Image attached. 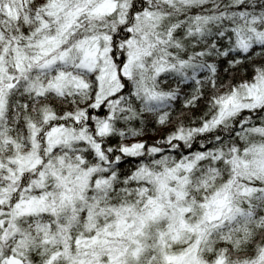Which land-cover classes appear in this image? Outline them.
I'll list each match as a JSON object with an SVG mask.
<instances>
[{
  "label": "snow or ice",
  "instance_id": "snow-or-ice-1",
  "mask_svg": "<svg viewBox=\"0 0 264 264\" xmlns=\"http://www.w3.org/2000/svg\"><path fill=\"white\" fill-rule=\"evenodd\" d=\"M0 264H264V0H0Z\"/></svg>",
  "mask_w": 264,
  "mask_h": 264
}]
</instances>
